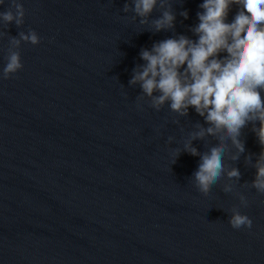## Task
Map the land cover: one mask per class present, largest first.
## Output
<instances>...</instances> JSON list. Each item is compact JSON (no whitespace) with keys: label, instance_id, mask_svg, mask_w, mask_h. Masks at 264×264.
I'll return each mask as SVG.
<instances>
[{"label":"water","instance_id":"1","mask_svg":"<svg viewBox=\"0 0 264 264\" xmlns=\"http://www.w3.org/2000/svg\"><path fill=\"white\" fill-rule=\"evenodd\" d=\"M19 2L23 26H0V72L9 36L32 29L41 40L21 42L22 70L0 79V264H264V194L250 187L261 147L251 125L245 152L225 157L239 182L222 175L204 196L191 181L199 156L183 150L203 119L192 109L178 117L167 104L138 108L140 87L128 84L142 48L174 35L195 39L202 0H173L174 31L159 33L133 18L131 0ZM7 7L4 0L0 12ZM192 146L207 151L204 140ZM232 207L250 229L230 227Z\"/></svg>","mask_w":264,"mask_h":264},{"label":"clouds","instance_id":"2","mask_svg":"<svg viewBox=\"0 0 264 264\" xmlns=\"http://www.w3.org/2000/svg\"><path fill=\"white\" fill-rule=\"evenodd\" d=\"M3 3L0 0V5ZM172 3L173 0H131L133 18H139V24L148 25L153 33L174 31L176 15ZM233 5L237 6L236 14L227 22ZM198 8L197 23L190 28L195 39L174 35L154 42L150 49L142 48L139 58L143 63L133 68L128 84L140 87L138 108L144 103L159 112L167 104L178 117H187L192 109L203 119V124L197 122L193 126L183 147L187 154L199 156L191 181L201 195L207 196L222 175L239 182V169L226 170L225 157L236 161L245 152L243 131L251 125L261 151L252 165L255 177L250 187L264 194V0H202ZM123 11H129L128 2ZM154 11L160 14L151 19ZM179 14L188 19L187 10ZM24 17L25 9L19 0H8L7 9L0 12V26L8 29L14 24L19 29ZM4 35L0 32V37ZM40 40L32 29L9 36L10 48L0 79L8 80L22 70L18 50L21 42L36 46ZM207 137L216 143L209 146ZM194 140H204L207 151L201 153L193 147ZM231 149H235V154H231ZM171 154L175 163L180 150H172ZM250 162L251 155L246 156L245 163ZM245 186H249L247 182ZM223 191L231 192L232 186L225 185ZM238 198L240 206H248L244 196ZM229 213L232 229L252 227V220L238 207H232Z\"/></svg>","mask_w":264,"mask_h":264}]
</instances>
